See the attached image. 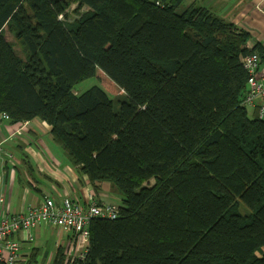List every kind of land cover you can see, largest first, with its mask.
<instances>
[{
	"label": "trees",
	"instance_id": "16d2710c",
	"mask_svg": "<svg viewBox=\"0 0 264 264\" xmlns=\"http://www.w3.org/2000/svg\"><path fill=\"white\" fill-rule=\"evenodd\" d=\"M183 1L0 0V113L48 123L120 201L71 264H264V119L241 61L264 45ZM97 69L124 95L72 90Z\"/></svg>",
	"mask_w": 264,
	"mask_h": 264
},
{
	"label": "crops",
	"instance_id": "0c3cea01",
	"mask_svg": "<svg viewBox=\"0 0 264 264\" xmlns=\"http://www.w3.org/2000/svg\"><path fill=\"white\" fill-rule=\"evenodd\" d=\"M193 2L209 7L217 15L248 31L247 46L252 47L256 41L264 45V0H225V7L219 10L222 3ZM249 108L252 113L256 112V105ZM19 126L21 129H17ZM108 187L105 182L100 183L98 190L92 187L87 176L52 137L50 125L39 117L15 122L0 117V195H3L0 207L3 204L9 214L37 206L45 196L52 197L58 204L69 198L85 205L88 195L92 194L100 203H111L112 190ZM11 237L19 244V258L15 264H53L60 246L63 248V264H71L72 260H77L75 255L81 249L78 234L46 222L18 231ZM48 238H53L54 246L47 255V242L42 243Z\"/></svg>",
	"mask_w": 264,
	"mask_h": 264
},
{
	"label": "built area",
	"instance_id": "2783aa9c",
	"mask_svg": "<svg viewBox=\"0 0 264 264\" xmlns=\"http://www.w3.org/2000/svg\"><path fill=\"white\" fill-rule=\"evenodd\" d=\"M243 67L247 71V90L243 96V104L256 105L258 117L264 119V62L256 52H250L241 58ZM0 117L7 118L6 113H0ZM17 129H21L19 126ZM3 195H0V203ZM0 216V263L15 264L19 258V244L11 236L21 230L40 224L50 223L59 229L73 231L80 238L81 249L75 255V259L85 258L89 241V228L92 220L114 219L118 216L119 208L114 203H100L92 194L88 195L85 205L64 198L61 203H56L50 196H45L43 201L26 211L9 214L7 208L1 204Z\"/></svg>",
	"mask_w": 264,
	"mask_h": 264
},
{
	"label": "rangeland",
	"instance_id": "374dc122",
	"mask_svg": "<svg viewBox=\"0 0 264 264\" xmlns=\"http://www.w3.org/2000/svg\"><path fill=\"white\" fill-rule=\"evenodd\" d=\"M192 1H196L198 3H206V4H207V2H211L214 5H218V4L222 3L220 5V7L218 8V10L221 9L224 6V4H225V0H184L182 2V4L178 7L179 10L182 9V8H184L186 5H188ZM73 8H74V6H73V4H71V6L68 8L69 15H73V12H72L73 11ZM225 20H227V19H225ZM12 39H13L12 36L8 33L7 34V40L12 41ZM16 49H17V51L19 50L18 47H16ZM93 85H98V86L102 87L103 89H105L111 98L113 97V98L117 99L120 96H123L124 95L123 90L120 89L100 69H97L95 75H93L91 77H88L86 79H83V80L78 81L76 84L73 85L72 90L73 91H84V90H86L87 88H89V87H91ZM117 106H118V104L115 103L114 104V108L117 109ZM247 112H248L249 116H252L253 115V113H252V111H251L250 108H247ZM107 189H110L112 191H116V189L114 187L110 186V185H109V187ZM112 191H110V195L113 197L111 199V203H114V204L119 205V202H120L119 201V198L116 197L117 196V192H114V194H113ZM242 211L243 212H246L248 210H246L245 208L242 207ZM38 224H36V225H38ZM46 242H47V244L45 245V249L47 250V255H48L53 250V246H54L53 238H48L47 240H44L43 243H42V245L45 244Z\"/></svg>",
	"mask_w": 264,
	"mask_h": 264
},
{
	"label": "clouds",
	"instance_id": "9594fccd",
	"mask_svg": "<svg viewBox=\"0 0 264 264\" xmlns=\"http://www.w3.org/2000/svg\"><path fill=\"white\" fill-rule=\"evenodd\" d=\"M52 198V197H51Z\"/></svg>",
	"mask_w": 264,
	"mask_h": 264
}]
</instances>
